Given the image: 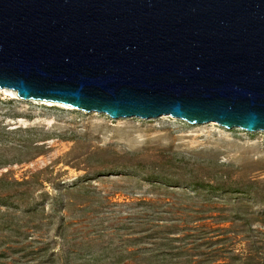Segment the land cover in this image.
<instances>
[{
	"label": "water",
	"instance_id": "95a60500",
	"mask_svg": "<svg viewBox=\"0 0 264 264\" xmlns=\"http://www.w3.org/2000/svg\"><path fill=\"white\" fill-rule=\"evenodd\" d=\"M0 90L264 132V0H0Z\"/></svg>",
	"mask_w": 264,
	"mask_h": 264
},
{
	"label": "rangeland",
	"instance_id": "374dc122",
	"mask_svg": "<svg viewBox=\"0 0 264 264\" xmlns=\"http://www.w3.org/2000/svg\"><path fill=\"white\" fill-rule=\"evenodd\" d=\"M226 175L264 189V132L172 117L111 119L0 90V179L10 184L4 192H31L38 204L32 216L0 204V252L11 249L14 264H52L50 255L63 248L76 253L72 264H157L135 253L143 247L135 238L148 228L137 222L196 219L202 201L218 200L200 184ZM85 187L89 196L71 194ZM225 199L237 195L219 198ZM248 204L255 217L264 212L263 200ZM5 223L10 230H2ZM253 228L264 231L256 222ZM172 229L176 238L180 232ZM42 249L46 258L23 256Z\"/></svg>",
	"mask_w": 264,
	"mask_h": 264
},
{
	"label": "trees",
	"instance_id": "16d2710c",
	"mask_svg": "<svg viewBox=\"0 0 264 264\" xmlns=\"http://www.w3.org/2000/svg\"><path fill=\"white\" fill-rule=\"evenodd\" d=\"M26 183L31 182L27 181ZM7 185L10 184H6L1 178V205H12V207L15 206V209L22 207L23 211L30 216L38 213V204L31 192H24L20 195L7 193L4 192ZM200 186L209 188L212 195H217L218 200L212 203L205 199L201 203L202 215L191 220L188 219L190 215H187L182 224L172 220L169 225H151L152 219H147V216L141 218L135 227L147 225L148 228L141 231V233L147 232V235L135 238V246L138 242L143 244V247L135 253L144 254L145 257L148 256L147 259L158 262L157 264H264V231L253 228L255 222L264 227V212H259L258 217H255V213L250 211L248 204L252 198L264 201V189L260 188L256 181H247L233 175L203 182ZM87 190L88 188L85 187L72 191L71 194L74 193L77 197H87L90 195ZM231 195H237V199L234 201L219 200V198H230ZM166 202L170 204L169 201ZM140 204L149 207L152 205L150 201H140ZM62 219L65 221L67 216L62 215ZM1 227L2 230L11 229L7 223ZM172 228L180 232L176 238L173 236ZM10 250L5 249L0 252V264L16 262L15 260L10 262L12 259ZM44 251L45 249H42L40 252H32L23 256L26 258L37 254L40 258H46L47 255L43 253ZM73 252L70 249L66 252L63 248L58 254L52 253L50 255L52 264H55L56 261H60L61 264H72L73 257H77ZM181 258H185V262H181ZM47 263L40 262V264Z\"/></svg>",
	"mask_w": 264,
	"mask_h": 264
}]
</instances>
